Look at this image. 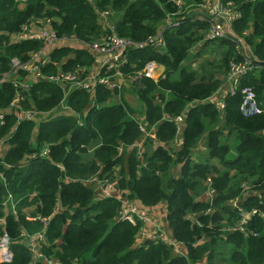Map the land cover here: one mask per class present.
<instances>
[{
	"label": "trees",
	"instance_id": "16d2710c",
	"mask_svg": "<svg viewBox=\"0 0 264 264\" xmlns=\"http://www.w3.org/2000/svg\"><path fill=\"white\" fill-rule=\"evenodd\" d=\"M23 1L17 7L20 3L14 0H0V74L10 69L12 58L24 61L42 46L35 40L11 42L9 35L31 18L50 17L56 20L51 26L66 40L50 50L44 74L75 64L94 65L93 53L71 36L96 40L112 24L116 35L134 42L164 29L163 47L129 51V60L135 68L154 60L164 66L165 77L157 82L141 78L134 84L143 106L135 118L124 101H111L113 90L104 86L93 94L72 91L66 101L70 111L64 115L55 109L62 97L57 85L41 79L21 93L22 107L50 113L37 122L17 123L11 114H3L0 201L9 194L17 202L15 216L0 204V234L6 232L12 251L10 261L0 264H28L29 251L21 245L20 233L36 231L44 234L41 252L59 264H264V217L241 218V210L264 213V116H243L239 92L223 97L221 111L207 100L218 86L216 74L230 59L239 58L233 42L202 41L205 23L188 14H182L178 26L164 28L165 17L177 8L174 0ZM231 1L240 11L231 22L232 31L251 60L264 65V0ZM99 9L113 11L112 20ZM208 43L218 58L202 61L199 71L190 69L184 62L188 50ZM241 85L250 86L264 105V68L242 75ZM16 91L9 83L0 85V112ZM179 114L178 131L171 118ZM139 124L153 128L155 139L147 138L137 152L133 144L140 138ZM176 133L181 145L174 149ZM45 145L47 154L39 156ZM199 145L202 149L196 148ZM91 178L116 180L112 196L87 185ZM208 184L213 197L204 200ZM236 198L237 206H231L228 201ZM122 199L137 209L163 203L168 234L183 253L174 254L159 241H136L143 221L134 214L132 222L117 219ZM26 214L46 222L26 220Z\"/></svg>",
	"mask_w": 264,
	"mask_h": 264
},
{
	"label": "built area",
	"instance_id": "2783aa9c",
	"mask_svg": "<svg viewBox=\"0 0 264 264\" xmlns=\"http://www.w3.org/2000/svg\"><path fill=\"white\" fill-rule=\"evenodd\" d=\"M23 0H15L16 3H20ZM174 5L177 7L175 11L167 14L165 17V27H175L183 21L182 14H188V17L196 21H202L206 25V29L202 36V41L214 42L217 39H228L233 42L235 53L239 58L230 59L228 66L226 67L225 84L220 85L207 99L214 103L217 110L221 111L223 108V97L226 95H233L235 92L240 94V102L238 109L243 116L251 115H263L264 116V105L259 104L255 99L253 89L248 85H241V76L253 72L255 70L263 69L264 65L254 63L251 60L248 50L242 43V40L232 31L231 22L234 19L240 17V11L234 5L231 0H201L199 3L193 5L191 3L182 4V0H174ZM191 11V12H190ZM190 12V13H188ZM104 18L107 15L106 12H99ZM172 17V18H171ZM52 21H56L50 17H38L31 18L27 22L20 25L19 29L9 35L11 42H20L22 40H35L40 41L42 46L37 51H32L28 54V57L24 61H20L16 58L10 60L11 66L8 71L0 74V85L3 83L11 84L17 91L14 93L11 101L7 108L0 112V124L3 122V114L9 113L14 118L16 123L19 121H40L45 115L50 112H38L32 108H24L21 106V101L24 99L25 93L31 87V84L37 80H47L57 85L62 90V97L58 105L60 115H64L70 111L67 107V98L69 94L74 90H84L93 94L94 89L97 86H104L110 90H114L120 84L124 73L128 78H138L135 85H139V79L146 78L155 80L160 75L155 73L156 63L154 60H147L143 66L137 71L128 70L125 71V67L131 65L127 61V54L129 51L141 50L144 48L160 49L164 46V40L162 38L161 29L154 35H149L140 41H132L116 35L113 30L112 24L109 25V32L99 39L92 41H84L71 36L75 40V44L84 45L87 47L94 56L95 64L89 66H80L75 64L66 69L56 68L53 73H43L42 68L49 64V52L57 46L61 41H65V36H58L54 27L51 26ZM111 23V22H110ZM109 23V24H110ZM245 33V31H244ZM195 62L191 61V66L195 65L198 59L193 58ZM60 66V65H58ZM103 68V72L100 70ZM133 71V72H132ZM25 73V77H19L18 73ZM133 75V76H131ZM20 90V92L18 91ZM22 91V92H21ZM219 97L217 98V95ZM54 109V110H55ZM53 116V114H51ZM176 124L177 130H180V124L182 121V115H175L171 118ZM140 131L139 140L133 144L136 147L137 152L140 151L141 143L143 142L142 133L146 135L144 126L138 125ZM150 139H155L152 134ZM178 141L175 143L178 148L181 145L180 134L176 133ZM174 144V143H173ZM4 147V143L0 142V151ZM121 148L118 147V150ZM1 153V152H0ZM47 154V147H43L39 152V156H45ZM34 155L29 156L32 158ZM207 180V179H206ZM100 182V181H99ZM116 185V180L100 182V186H97L99 192L103 196H112V190ZM204 197L208 200L213 197V190L210 185H206V190L203 193ZM9 194L5 198L1 199L0 204L4 205L5 208L9 207L10 212L15 216V204L17 201H12ZM239 198L229 200L228 203L231 206L236 207ZM122 207L117 213V219L132 220V215H136L140 220H143V226L137 233L136 241L141 240H153L162 242L165 245L171 247H177L179 244L169 234H163L164 232L159 228L151 225L150 230H145L146 222L152 223L150 220L149 212L150 208L141 209L143 213H139L138 209L131 202H125L121 200ZM7 206V207H6ZM242 221H245L247 216L252 214H259L264 217V213L258 212L257 209H251L250 211H243ZM26 220H40L43 224L46 222V218H41L38 215L26 214L24 217ZM153 224V223H152ZM146 231V232H145ZM140 238L138 239V235ZM156 239H153V238ZM147 238V239H145ZM20 243L29 251V263L28 264H59V262L50 256L44 255L40 247L45 243L43 231H36L31 234L24 232L20 233ZM9 240L6 232L0 234V262H9L12 258V251L9 247Z\"/></svg>",
	"mask_w": 264,
	"mask_h": 264
},
{
	"label": "rangeland",
	"instance_id": "374dc122",
	"mask_svg": "<svg viewBox=\"0 0 264 264\" xmlns=\"http://www.w3.org/2000/svg\"><path fill=\"white\" fill-rule=\"evenodd\" d=\"M15 1V0H14ZM23 2H20V4H17L18 6L17 7H21V5H23ZM99 12H106L107 15H105V17H108L109 19H111V16L114 17V12L113 11H109V10H106V9H99ZM191 12V11H190ZM188 12V13H190ZM109 14H111L110 16H108ZM112 20V19H111ZM211 43H208V46H206L205 48L203 46H200L199 45H194L193 47H191L189 50H188V57L184 60L185 64H187L189 66L190 69L192 70H196V71H199L200 69V65L205 61H211L213 60L214 58H218V55H216L215 51H213L212 53L209 52V50L211 49ZM203 47V48H202ZM201 50L204 52L202 53ZM196 54V55H195ZM195 55V56H194ZM193 58H196L198 59L197 62L195 63V65L191 66V61L195 62V60ZM127 61L128 63L131 65L133 69V71H137L138 69H140L143 64L145 62H147V60H145L140 67L138 68H135V63L132 62L131 60H129V53L127 54ZM203 61V62H202ZM202 62V63H201ZM156 63V70H155V73H159V77L156 78L154 81L157 82V80L159 79H162L165 77V68L163 65ZM201 63V64H200ZM132 71V72H133ZM122 72L124 73V76L122 77V80L120 81V84L118 85L117 88H115L112 93H113V96H112V99L111 101L113 102H117V101H124L129 109L131 110L130 112V115L131 117L135 118V117H139V112L142 110L143 106L140 104L139 102V97L134 93V84L135 82L137 81L138 78L136 77H132V78H128V77H125L126 74L124 72V70H122ZM226 68H224V70L222 69L221 72H218L215 76V78L219 81L218 83V86L219 87L220 85L222 84H225V77H226ZM133 76V75H131ZM219 97V94L217 95V98ZM146 135H144L142 133V136L143 137V142L141 143V146H140V151L145 147V143L146 141L148 140L147 138H149L154 130L153 128H150L149 130H146ZM46 147V145H45ZM201 145L197 146L196 148L197 149H202ZM121 150V149H120ZM118 150V151H120ZM195 150V149H194ZM144 151V150H143ZM196 152V150L194 151ZM213 161V160H212ZM178 171V166L174 167L172 169V173L176 174ZM86 184L89 185L90 187H92V189L97 186H100V182L98 179H94V178H91L89 180L86 181ZM204 196V195H202ZM200 198H202L200 196ZM204 200H208L206 198H204ZM164 204L163 203H160L159 205L153 207V210L152 208H150V212L152 210V212H156L154 209H158V210H163V214L165 212V208H164ZM32 207H28V209H31ZM26 209V210H28ZM138 212L139 213H143L141 209H138ZM149 212V213H150ZM157 213V212H156ZM162 216V215H161ZM152 218H154V216H151L150 217V220L152 222ZM165 218V217H164ZM143 221V220H142ZM144 222V221H143ZM145 223V222H144ZM153 223V222H152ZM152 223H149V222H146V226L144 227L145 230H150V227L151 225H153ZM155 226V225H153ZM159 226V230L163 231L164 233L163 234H168V228H167V224L166 222L164 221V223L162 224V226L158 225ZM156 227V226H155ZM145 231V232H146ZM140 238V234L138 235V239ZM147 239V238H145ZM153 239H156L155 237ZM170 252L174 253V254H182L183 253V249L181 248V244H178L177 247H171L170 248ZM198 264H204V260L200 261Z\"/></svg>",
	"mask_w": 264,
	"mask_h": 264
},
{
	"label": "crops",
	"instance_id": "0c3cea01",
	"mask_svg": "<svg viewBox=\"0 0 264 264\" xmlns=\"http://www.w3.org/2000/svg\"><path fill=\"white\" fill-rule=\"evenodd\" d=\"M178 141V139L176 138L175 140H174V147H176V145H175V143ZM131 202V201H130ZM132 203V202H131ZM133 204V203H132ZM152 210H153V208H152ZM152 210H151V212H150V214H149V216L151 217V216H154V218H152V222H153V225H155L157 228H159V226L158 225H160V226H162V224L164 223V221H165V218H164V216H165V212H164V214H163V210H156V209H154L156 212H152ZM162 215V216H161ZM166 222V221H165ZM168 232V231H167Z\"/></svg>",
	"mask_w": 264,
	"mask_h": 264
}]
</instances>
